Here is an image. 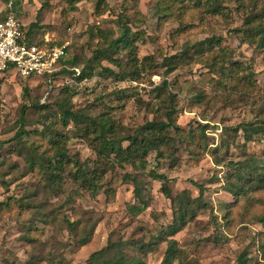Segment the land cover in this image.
<instances>
[{"label":"rangeland","instance_id":"obj_1","mask_svg":"<svg viewBox=\"0 0 264 264\" xmlns=\"http://www.w3.org/2000/svg\"><path fill=\"white\" fill-rule=\"evenodd\" d=\"M256 2L257 8L254 0H0V20L12 3L22 26L32 28L37 41L67 47L69 66L80 72L52 81L0 75V264H50L52 258L87 264L92 254L118 242H130L125 252L145 264H161L168 250L178 251L174 264H240L242 256L248 264H264V189L249 190L237 166L255 155L264 174V51L235 32L264 6V0ZM124 30L134 36L143 69L138 80L115 76L120 69L112 59L126 63L133 56L114 46ZM204 41L209 51L198 54L195 46ZM188 46L190 55L183 60ZM172 56L180 59L167 76L168 90L177 96L174 122L180 128L168 132L172 149L150 152L143 164L101 161L111 167L93 197L72 181L77 164L98 169L93 137L73 125L63 127L61 106L72 97L76 111L94 118L109 112L119 137L166 121L159 102L167 94L159 98L156 88L166 76L164 61ZM83 71L91 76L80 79ZM23 106L28 109L20 134ZM258 126L262 132H252ZM55 133L67 148L62 189L47 187L26 161L35 147L53 156L45 136ZM154 174L168 179L179 201L187 194L196 217L143 255L139 246L157 241L178 209ZM128 175L137 176L151 201L138 216L128 211L136 204ZM65 221L79 226L90 221L88 229L94 223L90 241L79 244Z\"/></svg>","mask_w":264,"mask_h":264},{"label":"trees","instance_id":"obj_2","mask_svg":"<svg viewBox=\"0 0 264 264\" xmlns=\"http://www.w3.org/2000/svg\"><path fill=\"white\" fill-rule=\"evenodd\" d=\"M176 1L179 2L181 0ZM254 3L257 8L256 0H254ZM4 18L0 21L4 20ZM22 30L25 34V40L30 44H34L39 47L52 48V46L45 44L43 41H37L32 35V28L26 29L25 26H22ZM235 32L249 44L256 45L259 49L264 51V6L256 11L255 15L246 17L243 20V29L235 30ZM133 38L134 36H132L130 30H124L120 38L114 44L117 50H128L129 54L133 55L126 63H122L120 60L112 59V63L120 69V73L115 75L120 81L127 79L138 80L140 74L142 73L141 71L143 70L139 68L140 63L137 57H135L136 47L133 45ZM204 45L205 41L195 46L198 48V54H204L209 51L204 47ZM102 52L104 53V51ZM189 52L190 49L188 46L183 53V60L189 57ZM178 60L180 59H177L176 56L165 59L164 66L167 68L166 76L163 84L156 88L159 93V98H161L163 94H167V97L159 102L161 103L160 110L162 113H166V121L155 120L149 122L145 126L139 128L135 134L119 137V126L114 119H112L109 112H104L101 116L94 118L82 111H76L73 109V106L70 105L72 97L70 101L61 106V120L63 127L68 128L70 125H73L76 128V131L81 133L83 136H86V138L88 135L92 136L93 139L91 141L94 142L92 149L95 151L99 159V162L97 163L98 169L94 170L85 169L82 165L77 164L78 169L75 171L72 181L77 184L78 187L89 191L93 197H95L102 188L98 185V183L104 176V170L111 167L109 163H102L101 161L112 162L111 164H117L118 166H123L124 164L134 165L138 162L143 164L150 152H160V150L165 147H169L167 149H172L173 140L168 135V132L172 129H176V132L179 133L180 128L177 127L174 122V116L178 113L177 96L168 90L167 76L178 68ZM68 62V57L61 62V64L63 63V65L67 66L68 69L63 68L60 72L53 75L52 80L66 75L69 72H73L69 70L72 67L69 66ZM105 72L108 73L111 71L109 69H105ZM81 74L80 79H84L85 76H91V73L87 74L86 71H83ZM27 79H35V77H28L26 80ZM25 95H29V89H25ZM122 95L125 97V94ZM27 109V106H23L21 110L20 121L22 127L20 129V134H22L24 130L23 126L26 121ZM48 130H50L49 127ZM252 132H262L261 127H255ZM55 134V136H45L51 145V149L55 150L53 156H47L46 153L39 152L40 149L35 147L33 150L29 149L30 151L26 156V161L31 171L38 170L43 175V179L46 182L47 187H61L62 189V176L65 173V160L68 158L66 154L67 148L66 142L62 139V135L59 133ZM180 136V138L183 139V136ZM191 136L193 137L194 135ZM246 140H252L251 133L246 135ZM125 142L129 143L127 148L123 145ZM261 160L262 159L255 155H248L245 161L237 164L239 167V177L246 179L249 190L264 189V174L260 172ZM104 165H106L105 168H103ZM101 168L102 171L99 173ZM247 174L249 178L246 177ZM151 176L159 179L160 182H163L162 193L168 200L172 201L174 207L178 202V209L175 210L173 223L165 229L157 241H154L149 245H146L145 243L140 246L139 244H135L137 247L139 246V251L143 255H146L148 252H153L155 250L154 248H156L158 244L165 243L169 241V239L175 237L178 232L186 228L187 225L190 224L196 217V210L192 207V200L186 193L182 195V198H180L179 201V197L173 196L171 188L167 185L168 179L165 176L156 174ZM126 178H128V180L134 185V198L136 200V204L128 206V211L135 216L141 215L150 207L151 202L148 194L146 193V187L137 178V176L133 177L128 175ZM200 189L202 194V187H200ZM244 192L245 190L242 187V194ZM89 222L90 221H88L87 224ZM261 222H264V217H262ZM87 224L85 226H79L77 223L65 221V226L78 238L77 242L81 245H86L95 232L96 226L94 223L93 225H89L91 226L89 229L87 228ZM81 233L82 236L80 235ZM129 245H131L130 242L113 243L99 252L92 254L87 264H145L140 257L128 256L125 249ZM177 257V250H168L161 264H174ZM238 261L240 264H248L247 259L243 256L240 257ZM49 262L50 264H68L64 259L60 260V258H52Z\"/></svg>","mask_w":264,"mask_h":264},{"label":"built area","instance_id":"obj_3","mask_svg":"<svg viewBox=\"0 0 264 264\" xmlns=\"http://www.w3.org/2000/svg\"><path fill=\"white\" fill-rule=\"evenodd\" d=\"M68 57V49L62 47H39L25 40L22 24L13 11L0 21V75L15 73L22 79L28 77L48 78L67 66L61 64ZM77 73V68L69 69Z\"/></svg>","mask_w":264,"mask_h":264}]
</instances>
